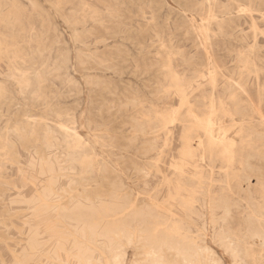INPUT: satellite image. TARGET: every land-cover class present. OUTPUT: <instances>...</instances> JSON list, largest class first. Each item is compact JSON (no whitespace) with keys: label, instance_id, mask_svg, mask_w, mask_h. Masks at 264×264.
Wrapping results in <instances>:
<instances>
[{"label":"bare ground","instance_id":"6f19581e","mask_svg":"<svg viewBox=\"0 0 264 264\" xmlns=\"http://www.w3.org/2000/svg\"><path fill=\"white\" fill-rule=\"evenodd\" d=\"M207 1L200 24L196 26L194 19L190 22L200 37L206 65L213 66L207 74L198 70L191 77H182L171 39L159 30L152 37L151 45L163 55L160 63L166 77L157 88V97L167 96L178 103L146 109L139 101L141 116L134 118L132 139H141L137 154L145 161L132 163L146 178L153 170L162 172L160 164L172 149L174 130H180L178 156L169 165L172 174H163L166 194L161 197V187L128 190L118 167L100 160L94 143L79 133L75 116L71 114L67 122L60 119L63 111L53 109L48 100L52 70L44 60H36L46 50L41 36L32 25H19L24 4L0 0V19L7 28L0 31V62L7 64V76L15 80L22 94H31L34 103L47 101L48 111H55L58 118L27 116L5 128L0 123V201L8 163H19L21 147L34 151L40 172L50 177L32 201L54 207L70 231L81 264H100V256L105 264H120L125 245L131 242L141 244L147 264H220L219 249L235 260L250 258L254 264L264 258V57L259 41L264 29L255 17L258 13L264 19V0H231L223 9L219 0ZM61 3L53 1L55 7ZM233 9L250 18L253 29L250 41L248 34L240 38L239 78L220 75L209 51L214 36L234 29L225 16ZM108 13L119 14L114 7ZM98 14V10L92 11V17ZM24 31H30L28 40L19 39ZM74 35L77 40L76 31ZM184 60L194 61L193 57ZM84 61L81 56L80 62ZM252 84L256 96L250 92ZM10 92L0 77V117ZM223 118L232 123L224 125ZM89 130L93 141L112 144L106 135H100L99 128L90 125ZM62 145L63 151L57 153ZM106 171L115 175L108 177ZM100 174L104 177L101 184ZM60 177L69 180L62 190ZM52 231L57 234L55 228ZM67 239L59 235L57 257L67 250ZM42 246L39 232L34 233L21 254L13 251L15 264L29 260Z\"/></svg>","mask_w":264,"mask_h":264},{"label":"rangeland","instance_id":"374dc122","mask_svg":"<svg viewBox=\"0 0 264 264\" xmlns=\"http://www.w3.org/2000/svg\"><path fill=\"white\" fill-rule=\"evenodd\" d=\"M19 1L25 6L18 14L19 25H32L44 42L43 48L46 50L36 60L39 63L44 60L52 70L47 82L48 100L53 109L63 111L60 119L67 122L71 114L75 116L79 133L94 143L100 160L105 159L109 165L118 167L128 190L154 191L161 187L163 197L166 194L163 174H172L169 165L172 158L178 156L180 130H174L172 149L160 164L162 172L153 170L146 178L134 170L132 163V160L137 159L141 164L145 161L137 154L142 145L141 139H132L134 118L141 116L139 101H143L146 109L151 105L162 108L178 103L167 96L161 99L157 97V88L166 82V77L160 63L163 55L158 53L156 46L151 45L152 37L159 30L168 41L171 39L169 44H173L177 51V69L182 77H191L198 70L207 74L212 65H206L205 52L199 47L200 37L191 29L190 22L194 19L196 26L200 24V13L206 8L208 1L62 0L59 7L54 6V0ZM219 3L223 9L231 0H219ZM112 7L118 10V15H109L108 9ZM193 8L196 12L191 10ZM93 10L99 11L98 16L92 17ZM225 16L234 29H229L230 32L226 35L218 33L214 36L213 46L209 51L220 75L239 78L237 62L239 50L243 46L240 38L248 34V40H251V20L240 16L235 9L227 10ZM255 17L259 26L264 29V19L258 13H255ZM72 19L76 20L69 23ZM0 31H7L1 19ZM75 31L78 33L77 40ZM29 36L30 31H24L20 33L19 39L28 40ZM259 41L262 45L261 55L264 57L262 34L259 35ZM81 56L84 63L80 62ZM191 57L194 60L191 63L184 60ZM262 61L264 62V58ZM0 71L4 72L0 77L6 80L11 91L2 104V127L12 126L27 116L42 117L49 114L50 118L58 120L55 111H48L47 101L39 99L34 103L31 94L20 92L15 80L7 76L5 62H0ZM253 81L254 78L251 83ZM249 88L251 94L256 96L255 85L252 84ZM222 121L224 125L232 123L229 118H223ZM90 125L93 129L99 128L100 135H106L112 144L103 143L101 139L93 141L90 137ZM63 149L62 145L57 153ZM20 151L19 163H8L5 171L7 177H2L0 264H15L13 251L21 254L23 247L27 246L32 235L37 232L42 249L22 264H81L73 238L69 236L70 231L60 222L54 207H45L32 201L38 191L43 190L50 176L40 172L34 151L30 153L23 147ZM62 164L65 165V162ZM261 165L264 168V164ZM106 175L113 177L115 174L106 171ZM256 181L252 179L253 184ZM103 182L104 177L100 174L98 183ZM68 185L69 180L60 177V190ZM54 228L57 234L53 233ZM59 235L68 238V248L66 251L61 250L57 257L55 251ZM124 249L125 256L120 264H147L140 243H128ZM218 256L220 264H254L250 258L245 261L235 260L222 253L221 249ZM262 261L264 258L258 264ZM100 264H105L101 256Z\"/></svg>","mask_w":264,"mask_h":264},{"label":"snow or ice","instance_id":"6c2138e0","mask_svg":"<svg viewBox=\"0 0 264 264\" xmlns=\"http://www.w3.org/2000/svg\"><path fill=\"white\" fill-rule=\"evenodd\" d=\"M261 264H264V261H262Z\"/></svg>","mask_w":264,"mask_h":264}]
</instances>
